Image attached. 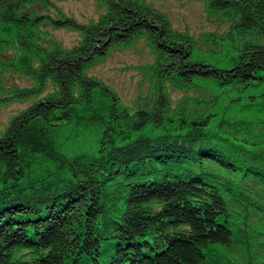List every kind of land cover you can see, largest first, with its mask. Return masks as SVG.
I'll use <instances>...</instances> for the list:
<instances>
[{
  "label": "trees",
  "instance_id": "obj_1",
  "mask_svg": "<svg viewBox=\"0 0 264 264\" xmlns=\"http://www.w3.org/2000/svg\"><path fill=\"white\" fill-rule=\"evenodd\" d=\"M99 1L81 24L32 8L52 0H0V73L31 83L0 104L32 101L0 135V264H264V119L209 111L264 108V44L235 43L264 34V0H200L228 26L202 43L147 0ZM36 16L81 41L66 48ZM139 39L152 100L131 111L89 69ZM194 89L207 96L174 106L171 90ZM91 136L93 154L69 152Z\"/></svg>",
  "mask_w": 264,
  "mask_h": 264
},
{
  "label": "rangeland",
  "instance_id": "obj_2",
  "mask_svg": "<svg viewBox=\"0 0 264 264\" xmlns=\"http://www.w3.org/2000/svg\"><path fill=\"white\" fill-rule=\"evenodd\" d=\"M148 3L159 8L167 14L173 26L178 30L189 31L199 43H202L206 34H222L225 28L224 24L217 22L205 10V5L200 0H147ZM37 14L43 17L52 16L58 18L61 15L72 18L81 24H89L98 20L100 15L105 12V8L99 0H52L51 4L44 2L35 3L32 7ZM34 23L40 26L44 32H50L51 35L66 48L78 45L82 39V33L71 27H59L46 22L42 24L41 19L36 16ZM35 26V25H34ZM253 40L256 43L264 44V34L254 33L248 35L245 39L235 41L240 47L245 40ZM155 54L146 39H139L131 46L126 48H113L97 61L90 69L89 74L95 76L107 85H109L119 95L122 106L128 107L131 111L140 107L151 105L152 98L149 97V83L146 81V75L138 68L153 62ZM24 76L10 74L5 71L0 73V96L4 95V90L11 89L14 86L30 85ZM173 104L179 105L184 102V98H189L192 102L197 99H204L207 94L200 90L194 89L188 92L171 90ZM29 100H11L0 104V135L8 127L11 119L30 105ZM192 102L188 101L189 114L194 113L195 107ZM192 109V110H191ZM208 111V109H207ZM209 111L216 113L215 120L235 119L261 120L264 119V108L255 107L248 109L247 105L231 103L229 98L225 97L218 104L211 106ZM90 140V141H88ZM88 142L72 143L68 149L75 155L79 152H88L93 154L97 142V136H91ZM94 142V143H93Z\"/></svg>",
  "mask_w": 264,
  "mask_h": 264
}]
</instances>
